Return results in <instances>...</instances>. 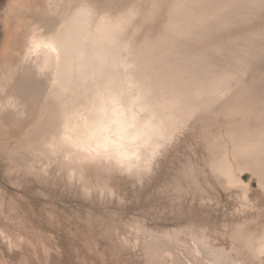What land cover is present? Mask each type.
<instances>
[{"label": "bare ground", "instance_id": "obj_1", "mask_svg": "<svg viewBox=\"0 0 264 264\" xmlns=\"http://www.w3.org/2000/svg\"><path fill=\"white\" fill-rule=\"evenodd\" d=\"M0 27V140L30 170L90 193L185 143L160 194L264 220V0H4Z\"/></svg>", "mask_w": 264, "mask_h": 264}, {"label": "rangeland", "instance_id": "obj_2", "mask_svg": "<svg viewBox=\"0 0 264 264\" xmlns=\"http://www.w3.org/2000/svg\"><path fill=\"white\" fill-rule=\"evenodd\" d=\"M17 144L0 140V264H264V220L159 193L176 157L190 153L185 143L143 182L121 173L106 184L94 177L90 193L57 166L30 170L42 163L28 150L11 155Z\"/></svg>", "mask_w": 264, "mask_h": 264}]
</instances>
